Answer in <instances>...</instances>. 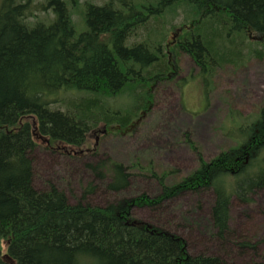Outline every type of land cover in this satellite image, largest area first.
<instances>
[{
	"label": "trees",
	"instance_id": "16d2710c",
	"mask_svg": "<svg viewBox=\"0 0 264 264\" xmlns=\"http://www.w3.org/2000/svg\"><path fill=\"white\" fill-rule=\"evenodd\" d=\"M33 1H0V264H241L225 254L233 244L240 254H255L259 242L232 227L231 204L264 193V107L256 115L231 114L235 123L225 135L232 144L210 159L189 138L197 167L177 181H168L174 170L164 171L155 195L127 193L137 163L105 157L86 166L107 180L114 198L92 203L97 186L89 182L70 201L51 180L44 189L34 185L32 154L37 137L81 147L102 124L106 133L132 128L153 103V85L179 69L181 53L193 59L205 86L219 68L264 58V0H142L134 11L117 7L125 0H88L82 32L72 13L80 0H44L42 11L54 14L49 24ZM179 8L185 17L172 27L182 33L169 41L165 27ZM167 11L173 15L160 38L144 41L141 28ZM138 30L142 40L133 41ZM125 94H135V102L116 107L114 99ZM185 192L212 193L209 239L223 254H192L182 236L134 215V207L156 208Z\"/></svg>",
	"mask_w": 264,
	"mask_h": 264
},
{
	"label": "rangeland",
	"instance_id": "374dc122",
	"mask_svg": "<svg viewBox=\"0 0 264 264\" xmlns=\"http://www.w3.org/2000/svg\"><path fill=\"white\" fill-rule=\"evenodd\" d=\"M80 1L81 5L76 8L78 11L72 12L78 32L87 28L83 14L88 0ZM94 1L101 4L107 0ZM33 2L35 14L49 24L54 17L53 12H49L52 15L49 18L48 12L42 11L40 7L46 2ZM116 2L117 7L134 11L133 8H137L133 5L143 1L125 0V4ZM161 6H164L163 2ZM69 7L74 8L73 5ZM167 12L158 20L159 23L150 21L147 30L141 28L145 35L144 41L150 40V44H153L160 38L164 24L170 22L173 15L170 13L172 11ZM178 12L176 19L165 27V35L169 41L182 33L179 31L180 27H172L185 17L182 8ZM134 37L133 41H141V31L138 30V35ZM256 38L257 35L253 40ZM128 44L131 45L132 41L129 40ZM207 88L208 101L205 98ZM152 93L153 103L150 109L132 128H114L106 133L102 124L88 134L87 142L81 147L60 141L50 144L47 138L37 137L39 145L32 154L34 185L44 189L48 180H51L68 193L70 201H74L75 196H79L89 182H92L97 189L89 195V200L96 205H104L115 195L107 190V180L97 177L86 164L110 157L127 165L137 163L136 167L131 168L133 176L127 193L135 196L142 193L157 194L160 190L158 176H162L164 171L174 170L168 181H177L197 167V154L190 148L189 138L199 145L205 158L210 159L232 144L231 139L225 135L226 128L235 123L231 114L240 112L244 116L256 115L264 107V58L250 56L243 66L226 65L219 68L211 84L205 86L193 59L188 54L181 53L179 69L170 79L154 84ZM134 96L135 94H125L116 97L114 104L116 107L130 106L135 102ZM142 112L141 110L138 116ZM93 150L97 154H92ZM212 202L213 195L210 192H185L174 199L163 201L156 208L134 207L133 212L145 222L164 226L182 236L192 254L202 251L223 254L217 240L209 239ZM231 215V224L237 236H248L259 244L255 254L251 249L240 254L234 244L226 246L228 250L225 254L229 253L241 264L251 260L264 263V193L257 194L255 201L250 204L233 197Z\"/></svg>",
	"mask_w": 264,
	"mask_h": 264
}]
</instances>
